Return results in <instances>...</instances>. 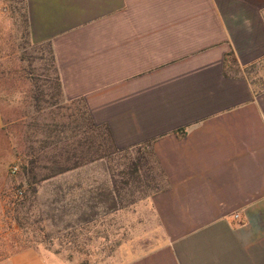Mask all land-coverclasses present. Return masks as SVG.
Instances as JSON below:
<instances>
[{
  "label": "crops",
  "instance_id": "1",
  "mask_svg": "<svg viewBox=\"0 0 264 264\" xmlns=\"http://www.w3.org/2000/svg\"><path fill=\"white\" fill-rule=\"evenodd\" d=\"M24 6L30 41L51 46L65 101L81 102L119 153L148 154L155 184L117 193L120 172L105 176L98 159L29 194L47 183L50 195L81 202L65 214L69 230L111 233L101 248L112 254L98 264H264V0ZM4 111L0 95V202L24 150L22 140L11 155ZM30 238L8 239L0 264H69Z\"/></svg>",
  "mask_w": 264,
  "mask_h": 264
},
{
  "label": "rangeland",
  "instance_id": "2",
  "mask_svg": "<svg viewBox=\"0 0 264 264\" xmlns=\"http://www.w3.org/2000/svg\"><path fill=\"white\" fill-rule=\"evenodd\" d=\"M23 6L24 0H0V95L1 105L8 117L2 134L13 157L15 145L24 140L32 116L29 77L32 76L31 68L37 64L32 60L41 54L47 56L44 44H33L29 39L23 20ZM134 157V151L107 155L104 158L105 176L113 174L117 178L116 174L128 162L126 158ZM13 167L18 168L14 158L8 166L11 177L9 195L0 202V253L8 239L16 240L18 244L22 240L26 245L32 237L40 243L41 252L52 253L69 264H98L112 254L111 248H101L110 239V232L97 237L94 227L86 228L88 232L92 230L90 233L79 226H72L69 230V222L74 223V218L65 214L67 211H78L80 201H66L62 194L50 195L47 183L40 184L36 197L29 192L24 199L16 197V192L26 187L19 182L24 178L20 169L15 174L11 173ZM126 191L127 188L123 192ZM6 218L15 221L19 229L17 234L9 233Z\"/></svg>",
  "mask_w": 264,
  "mask_h": 264
},
{
  "label": "trees",
  "instance_id": "3",
  "mask_svg": "<svg viewBox=\"0 0 264 264\" xmlns=\"http://www.w3.org/2000/svg\"><path fill=\"white\" fill-rule=\"evenodd\" d=\"M23 20L28 29L25 6ZM44 45L47 56L41 54L32 60L37 64L31 68L32 76L29 77L33 116L25 131L24 150L18 163L28 188L21 190L19 199L26 198L28 192H33V185L41 181L87 162L104 159L109 154H120L108 129L95 126L81 102L68 104L65 101L51 46L49 43ZM226 59L233 61V58ZM32 143L37 145L32 146ZM126 159L128 162L123 164V170L118 174L120 179L115 180V191L123 192L130 184L132 189H140L144 185L154 189L150 156L138 150L133 159ZM104 202L108 209L117 207L108 196Z\"/></svg>",
  "mask_w": 264,
  "mask_h": 264
},
{
  "label": "built area",
  "instance_id": "4",
  "mask_svg": "<svg viewBox=\"0 0 264 264\" xmlns=\"http://www.w3.org/2000/svg\"><path fill=\"white\" fill-rule=\"evenodd\" d=\"M17 171H18V168H17V167H13V168L11 169V173H12V174H15ZM21 196H22V191H21V190H18V191L16 192V197L20 198Z\"/></svg>",
  "mask_w": 264,
  "mask_h": 264
}]
</instances>
